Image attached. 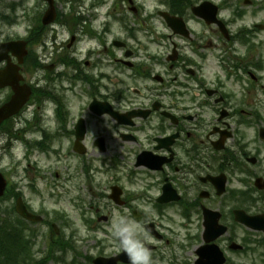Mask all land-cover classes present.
<instances>
[{
  "label": "flooded vegetation",
  "instance_id": "af4514ba",
  "mask_svg": "<svg viewBox=\"0 0 264 264\" xmlns=\"http://www.w3.org/2000/svg\"><path fill=\"white\" fill-rule=\"evenodd\" d=\"M108 1L84 11L72 4L64 23L43 25L42 14L16 38L28 50L19 84L31 93L0 136L4 150H23L16 186L27 205L24 190L41 194L44 170L29 163L41 152L100 202H113L107 189L115 186L122 209L148 204L156 218L133 217L145 237L120 242L121 232L111 254L101 239L111 231L85 223L88 240L100 238L101 247L82 255L61 231L52 233L61 217L24 220V235L38 237L37 226L50 233L37 261L65 264L73 252L69 264H94L127 251L129 262L118 264H264V18L257 20L264 0H161L146 14L136 0ZM215 6L222 26L208 21ZM0 93L2 104L14 94L10 86ZM106 169L114 173L107 188ZM172 221L178 227L165 223Z\"/></svg>",
  "mask_w": 264,
  "mask_h": 264
},
{
  "label": "rangeland",
  "instance_id": "374dc122",
  "mask_svg": "<svg viewBox=\"0 0 264 264\" xmlns=\"http://www.w3.org/2000/svg\"><path fill=\"white\" fill-rule=\"evenodd\" d=\"M70 0H56V3L59 7V10L62 14H68L71 10L72 4L69 2ZM78 3H75L77 2ZM93 0H72L73 5L76 9L80 11H84L86 5ZM96 2H101V0H95ZM140 4H142L145 8L144 14L148 12H153L158 8H162L159 6V0H137ZM106 4L104 5V9L107 8L109 1H105ZM46 2L44 0H0V39L8 38V37H16L17 35L23 36L27 32V26L29 23L25 19L27 13L34 17L36 14L37 16L43 13L46 8ZM15 8V10H14ZM228 14V13H227ZM9 16L10 18L14 19V23L12 25L4 24L1 20V16ZM262 16L264 18V13L260 14L257 20ZM157 24V21H155ZM57 30H62L61 36L65 37L67 35L65 28L62 24L57 25ZM52 30V29H51ZM51 30H48L47 33L50 34ZM55 35V33H54ZM144 35V34H143ZM145 36V35H144ZM2 93H0L1 96ZM53 117V116H52ZM16 145L19 146L20 144L16 142ZM23 159V150H17L15 155H11L8 151L2 150L0 145V169H8L10 172L16 171L18 173L19 167L18 163L20 160ZM63 164L64 159L62 160ZM32 167H38L39 169L43 168L42 175L46 177L45 180L40 179L38 180L39 188L41 189V194H36L32 191L24 190V196L32 201L33 206L36 209H41V204L50 212H53L55 209L59 211H65V213L69 216L71 222L74 223L73 226L68 227L63 225L62 223L59 224L61 234L65 240H71L73 242V246L75 249L81 254L85 252H92L95 253L98 251V248L101 247V243L99 242L100 238L89 239V234L85 231V226L83 225L81 219L79 218L78 214H85L86 217H94V213L98 210L100 213L110 216L109 221L105 223H101V227L107 231H111L112 234L117 236L119 231L125 229L123 232H130L132 236L138 237L143 236L145 237V230L143 229V224L133 217H142L143 213L150 214L151 217L156 218V214L152 212L151 207L148 204H132L135 210L129 208H123V212H121V208L118 206L109 203H99L100 200L97 199L96 196L91 194L92 190L88 187L86 183H80L76 181L69 182L66 177L67 169L64 167H56L55 157L46 156L41 152H34V155L30 158L29 161ZM28 162L23 163V167L26 166ZM48 165H51L52 169H48ZM60 165V164H59ZM48 169V172L46 170ZM55 171L60 173L59 177H55ZM19 174L23 176V172L19 171ZM114 173L112 171H105L104 177L100 178V182L104 186H108L112 181V177ZM15 179V178H14ZM129 180V179H128ZM131 182V180H129ZM127 183L126 180H122V184L128 185L130 188L131 183ZM48 184V185H47ZM79 189H76L79 187ZM103 186L100 188L101 191ZM90 190V191H89ZM97 191L98 189H94ZM91 192V193H90ZM74 195L78 197L80 200H69V196L67 195ZM80 195V196H79ZM9 207V202L2 201L0 202V211L4 212L6 208ZM121 210V211H120ZM128 212L132 213L131 215ZM134 212V213H133ZM124 213V215H121ZM178 219L177 216H175ZM111 218V220H110ZM142 221V220H141ZM166 225L171 227H178L177 221L172 222H165ZM120 224L121 227H118ZM118 229L117 231L113 232V229ZM39 236L37 238V244H35V251H45L50 248V244L46 241L49 239V232L45 231L44 226H37ZM72 229L76 230L73 232ZM91 238H94L93 236ZM102 240H105L103 243L104 246L107 248L105 252L107 254H111L116 249L113 248L114 241L112 239H108L107 236H101ZM88 241V242H87ZM38 245V247H37ZM133 244L128 243L125 247L129 249ZM97 246V247H96ZM39 248V249H37ZM82 255V254H81ZM74 253L69 252L65 256L67 263L73 259ZM81 258H78L80 262ZM48 264H55L50 262Z\"/></svg>",
  "mask_w": 264,
  "mask_h": 264
},
{
  "label": "water",
  "instance_id": "95a60500",
  "mask_svg": "<svg viewBox=\"0 0 264 264\" xmlns=\"http://www.w3.org/2000/svg\"><path fill=\"white\" fill-rule=\"evenodd\" d=\"M55 18L54 11H49L46 15V18L44 20L45 23L51 22ZM23 44L21 42H9V43H0V62L4 59H9L8 53L9 51H13L15 55L19 56L20 61L22 60V56L25 53L23 51ZM18 67L17 66H8V68L4 71H0V87H3L6 84L15 85L18 81ZM25 99V96L22 95L20 99L16 102L13 100L11 103H9L7 106L0 109V122L15 113L20 104L21 101ZM6 188V180L3 177V175L0 173V197L4 194ZM25 208L23 205L20 204V202L17 205V210L19 213L23 214V210Z\"/></svg>",
  "mask_w": 264,
  "mask_h": 264
},
{
  "label": "trees",
  "instance_id": "16d2710c",
  "mask_svg": "<svg viewBox=\"0 0 264 264\" xmlns=\"http://www.w3.org/2000/svg\"><path fill=\"white\" fill-rule=\"evenodd\" d=\"M3 223L5 224L0 216V264H17L21 247L18 236L14 233V226L9 228L12 232H6Z\"/></svg>",
  "mask_w": 264,
  "mask_h": 264
}]
</instances>
